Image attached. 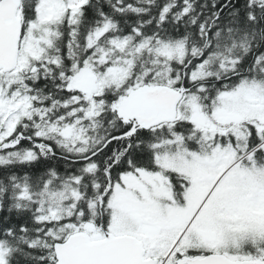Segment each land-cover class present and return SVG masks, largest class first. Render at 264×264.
I'll use <instances>...</instances> for the list:
<instances>
[{"label":"trees","instance_id":"1","mask_svg":"<svg viewBox=\"0 0 264 264\" xmlns=\"http://www.w3.org/2000/svg\"><path fill=\"white\" fill-rule=\"evenodd\" d=\"M20 1L21 56L29 29L33 36L27 61L0 71V136L18 138L0 148V264H55L56 242L85 223L91 236L117 234L115 217L126 219L123 234L140 236L144 223L161 228L147 257L162 261L182 231L176 254L221 253L218 230L197 222L205 197L187 218L177 215L192 188L199 191L191 162L209 166L225 154L207 186L237 162L228 174L247 166L261 187L252 202L255 245L242 236L228 255L263 256L264 0ZM82 69L98 78L92 95L70 87ZM146 84L183 91L174 122L145 130L118 117L117 104ZM196 110L215 123L220 110L240 118L199 126ZM141 172L156 177L144 182L146 194L124 182ZM234 222L246 220L236 215ZM192 234L196 243L188 245Z\"/></svg>","mask_w":264,"mask_h":264},{"label":"water","instance_id":"2","mask_svg":"<svg viewBox=\"0 0 264 264\" xmlns=\"http://www.w3.org/2000/svg\"><path fill=\"white\" fill-rule=\"evenodd\" d=\"M20 0H0V70L4 73L17 68L22 18L18 15ZM97 77L90 75L84 83L87 93L95 87ZM183 97L181 89L167 85H142L132 89L116 107L124 123L134 122L138 128L150 129L162 123H172ZM21 138V136H18ZM93 226L85 223L82 231L72 233L53 246L55 264H160L158 259L146 258L144 243L130 234L106 233L92 240ZM176 264H264L257 260H233L223 253L183 256Z\"/></svg>","mask_w":264,"mask_h":264},{"label":"rangeland","instance_id":"3","mask_svg":"<svg viewBox=\"0 0 264 264\" xmlns=\"http://www.w3.org/2000/svg\"><path fill=\"white\" fill-rule=\"evenodd\" d=\"M32 36L33 31L32 29H29L25 37V45L22 56L20 55L19 57V62L23 61L25 63L27 61L28 53L31 52ZM92 73L93 72H91L89 69L80 70L75 76L70 79V87L84 91L86 93V87L84 83L87 81V78L92 75ZM97 87L98 81L95 90L93 89L94 92L97 90ZM16 107L18 108V105ZM215 116L216 120H214L218 121L217 123H215L213 119L205 120L204 117L199 113V111L196 110L192 120L199 126L208 125L207 122H209V124L214 127H222L227 122L237 121L240 118V114L228 112L226 110H220L214 115V117ZM8 136L9 133L4 134L3 137L0 136V141H2L3 138H7ZM8 144H10V142ZM242 147L243 143L239 142L235 148L241 149ZM228 159V155L225 154L222 158L215 160L209 166L205 164L204 166H202L197 161L191 162V170H197L200 174V178H198V181H196L198 183L199 191L192 188L189 206L186 207L181 213H179V215H177V220H183L184 218H187L193 208V205L198 201L199 203H201L205 197L204 201L201 204V207L205 204L204 209L201 213L202 220L197 219V222L208 225L209 227L218 230L221 236V249L225 250L222 252L227 255L229 254L227 251L230 250V246L233 247L232 244L235 245V248L233 250L237 251L238 247L241 245V241L243 239L242 236H245L247 243L255 245L253 235L257 231H255V229H253L251 225V217L253 216L252 213L256 209L257 204L252 208V202H257V200L259 199L257 193L259 194V192L261 191V187L259 188L258 182L254 181L253 174L249 167L245 166L244 168L238 169V172L228 174L237 162L232 164L227 169V171H220L219 174L215 177L211 186H207L210 180V171H212L218 165H224L228 161ZM153 178L156 177L141 172L139 173L138 178L136 176H129L124 178V182L128 186L138 189L142 192V194H146L147 187L144 182L153 184ZM157 179L161 180L160 177H157ZM116 203L117 200L113 202V205L118 207V204ZM143 209L146 212L147 209H150V207L149 205H144ZM151 209L157 208L151 206ZM236 215L239 217H245L246 223L241 224L234 222V218ZM114 222L117 225L116 233L123 234L122 232H125L128 226L126 224V219L124 217H115ZM146 225L149 224L144 223L138 228V230L140 229V231L144 232L143 227ZM262 232L264 233V228L262 229ZM100 237L101 236L97 235V233H94V236H91L93 240L99 239ZM179 237L180 235L174 238L170 244L169 248H174L173 245L176 244L177 247L174 249V252L183 242L185 235L180 238ZM202 238L211 242L214 240V235L211 233H203ZM154 239L155 238H151L150 240ZM195 243L196 241L194 238V234H192L189 237L188 245H195Z\"/></svg>","mask_w":264,"mask_h":264},{"label":"flooded vegetation","instance_id":"4","mask_svg":"<svg viewBox=\"0 0 264 264\" xmlns=\"http://www.w3.org/2000/svg\"><path fill=\"white\" fill-rule=\"evenodd\" d=\"M2 142H4V140H2ZM10 142V144H8ZM17 143H18V138H13V139H9V140H5V142L4 143H2V145H0V148H8V147H13V146H16L17 145ZM146 239V238H145ZM144 239V240H145ZM160 255L161 254H158V255H156V258H159L160 257ZM183 256V254H181V255H178V253L176 254H174V255H172V257H170L169 259H173L172 260V262L171 263H169V264H176V261L178 260V259H180L181 257ZM238 259H247L246 257L245 258H238ZM249 259V258H248Z\"/></svg>","mask_w":264,"mask_h":264},{"label":"bare ground","instance_id":"5","mask_svg":"<svg viewBox=\"0 0 264 264\" xmlns=\"http://www.w3.org/2000/svg\"><path fill=\"white\" fill-rule=\"evenodd\" d=\"M157 230V229H156ZM148 231H150V232H154L155 231V229H153V228H151L150 230H148ZM180 238V237H179Z\"/></svg>","mask_w":264,"mask_h":264}]
</instances>
